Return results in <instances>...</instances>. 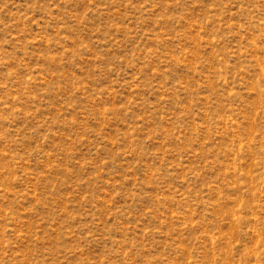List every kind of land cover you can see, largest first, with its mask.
Masks as SVG:
<instances>
[{
  "label": "rangeland",
  "instance_id": "obj_1",
  "mask_svg": "<svg viewBox=\"0 0 264 264\" xmlns=\"http://www.w3.org/2000/svg\"><path fill=\"white\" fill-rule=\"evenodd\" d=\"M0 264H264V0H0Z\"/></svg>",
  "mask_w": 264,
  "mask_h": 264
}]
</instances>
